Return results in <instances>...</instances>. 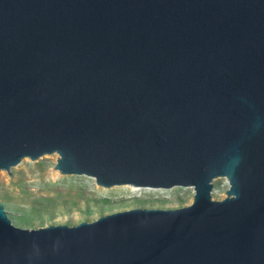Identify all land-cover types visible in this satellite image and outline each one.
<instances>
[{
	"label": "water",
	"instance_id": "1",
	"mask_svg": "<svg viewBox=\"0 0 264 264\" xmlns=\"http://www.w3.org/2000/svg\"><path fill=\"white\" fill-rule=\"evenodd\" d=\"M51 155L192 203L36 230L0 204V264H264V0H0V171Z\"/></svg>",
	"mask_w": 264,
	"mask_h": 264
},
{
	"label": "rangeland",
	"instance_id": "2",
	"mask_svg": "<svg viewBox=\"0 0 264 264\" xmlns=\"http://www.w3.org/2000/svg\"><path fill=\"white\" fill-rule=\"evenodd\" d=\"M56 159L55 155L23 159L10 169L9 177L0 171V204L16 228L73 227L134 209L177 210L192 203L191 188L93 189V179L53 170ZM227 189L225 179L214 180L211 199L223 200Z\"/></svg>",
	"mask_w": 264,
	"mask_h": 264
},
{
	"label": "bare ground",
	"instance_id": "3",
	"mask_svg": "<svg viewBox=\"0 0 264 264\" xmlns=\"http://www.w3.org/2000/svg\"><path fill=\"white\" fill-rule=\"evenodd\" d=\"M128 187L133 188V189H140V188H135V187H132V186H128Z\"/></svg>",
	"mask_w": 264,
	"mask_h": 264
}]
</instances>
